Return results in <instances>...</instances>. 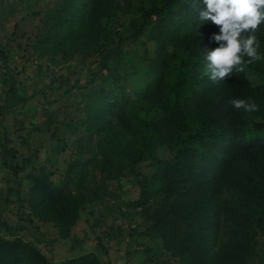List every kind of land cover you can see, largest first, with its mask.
Instances as JSON below:
<instances>
[{
    "label": "trees",
    "instance_id": "16d2710c",
    "mask_svg": "<svg viewBox=\"0 0 264 264\" xmlns=\"http://www.w3.org/2000/svg\"><path fill=\"white\" fill-rule=\"evenodd\" d=\"M138 1L133 34L147 27L155 42L152 55L140 54L151 72L149 82L133 95L89 89V126L109 149L95 165L115 178L123 167L149 158L135 204L148 219L145 232L159 239L177 264H249L256 253L264 264V60L213 83L204 75L205 53L218 47L210 37L219 28L200 22L205 6L193 10V0ZM54 5L46 8V26L35 47L65 40L73 50L96 52L98 68L113 71L121 39L114 40L102 19L122 9L117 1L56 0ZM199 31L209 43L206 50ZM259 52L264 55L263 43ZM235 99L254 102L258 111L236 110L230 103ZM159 147L168 155L160 157ZM0 151L2 165L18 176L22 167L15 149L1 140ZM88 160L69 162L70 171ZM49 175L43 167L28 170L20 199L30 219L49 222L65 238L82 198L65 188L67 174L58 182ZM0 264L104 263L93 250L52 259L32 240L9 233L0 234Z\"/></svg>",
    "mask_w": 264,
    "mask_h": 264
},
{
    "label": "rangeland",
    "instance_id": "374dc122",
    "mask_svg": "<svg viewBox=\"0 0 264 264\" xmlns=\"http://www.w3.org/2000/svg\"><path fill=\"white\" fill-rule=\"evenodd\" d=\"M116 1L122 9L102 19L114 40L118 36L121 39L115 69L108 72L96 65L99 59L96 52L73 50L65 40L56 47L55 40L35 47L37 35L46 26L42 22L46 8L55 6L56 0H0V54L7 57L5 67L1 68L11 73L9 81L19 91L31 94L23 117L21 111L13 112L16 114L14 126L24 132L28 143L25 146L15 140L20 150L17 157L23 164L16 176L18 208L12 217L0 219V234H20L35 242L52 259L93 250L101 262L107 264L103 248L117 246L116 249L124 253L132 248L141 251L140 256L134 258L138 264H177V258L158 244L159 239L145 232L148 219L143 208L135 204L142 188L138 180L150 170L149 158L138 160L132 168L123 167L115 178L100 172L94 162L109 149L89 126L90 115L85 108L89 89L98 86L114 95H133L143 89L151 72L140 54L145 50L152 55L155 46L147 27L133 34L139 1ZM198 34L200 46L206 50L209 43L201 31ZM8 35L15 39L5 41ZM257 38L264 44V24ZM247 77L254 82L250 73ZM156 153L160 157L168 155L161 147ZM85 159L89 160L82 167L70 171L69 162ZM38 167L50 171L49 178L53 182L65 179L67 174L65 188L77 191L82 198L78 218L65 238L58 237L49 222L30 219L25 202L20 199L27 186L25 173ZM79 168L81 173L77 175ZM9 184L15 185L14 181ZM259 249L258 243L257 251ZM118 262L123 263L120 259ZM249 264H259L257 253Z\"/></svg>",
    "mask_w": 264,
    "mask_h": 264
},
{
    "label": "clouds",
    "instance_id": "9594fccd",
    "mask_svg": "<svg viewBox=\"0 0 264 264\" xmlns=\"http://www.w3.org/2000/svg\"><path fill=\"white\" fill-rule=\"evenodd\" d=\"M200 4L205 6L199 12L200 22L219 28V33L210 37L218 47L205 53L204 75L213 83L225 82L244 72L245 65L264 60L257 38L264 24V0H193L191 7L196 10ZM230 103L236 110L258 111L254 102L235 99Z\"/></svg>",
    "mask_w": 264,
    "mask_h": 264
},
{
    "label": "crops",
    "instance_id": "0c3cea01",
    "mask_svg": "<svg viewBox=\"0 0 264 264\" xmlns=\"http://www.w3.org/2000/svg\"><path fill=\"white\" fill-rule=\"evenodd\" d=\"M13 35H8L7 40L12 41ZM15 39V38H14ZM1 49V48H0ZM5 54L7 52H4ZM6 56L2 53L0 54V141L4 140L5 144L11 146L15 149V159L21 165L23 169V164L20 163L18 159V154L20 152L17 143H15L16 138L20 144H24L27 146V138L21 130H17V127L14 126V120L16 114L14 111H21V115L26 113L28 110L29 102H27V98L30 97L31 94L27 95L19 91L14 84L10 83L9 79L11 73L5 68H1V66L6 65ZM5 67V66H4ZM2 71H5L6 74H2ZM20 117V116H17ZM18 119V118H17ZM20 122V120H18ZM19 131V132H18ZM23 135V136H22ZM4 159V153L0 151V159ZM9 178V180H7ZM26 179V184L28 183V179ZM18 177H13L10 171L1 163L0 160V219L6 216L12 217L14 213L17 212L16 203V192L18 188L16 187ZM14 181L15 185L9 184V182ZM53 227V226H52ZM54 228V227H53ZM55 229V228H54ZM56 231V229H55ZM57 234V233H56ZM114 247V248H113ZM117 246H112L109 248H103L105 262L107 264H120L118 259H120L123 263L121 264H138L135 261V257H139L141 251L136 249L125 250V253L122 250L116 249ZM129 247V246H128ZM129 249V248H128ZM130 251V252H129ZM76 254V253H75ZM74 255L68 254L65 256Z\"/></svg>",
    "mask_w": 264,
    "mask_h": 264
}]
</instances>
